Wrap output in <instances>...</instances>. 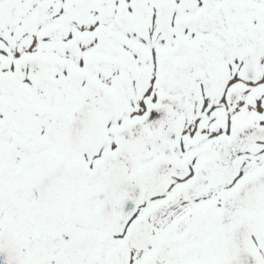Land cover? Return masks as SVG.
<instances>
[{
    "label": "snow or ice",
    "instance_id": "1",
    "mask_svg": "<svg viewBox=\"0 0 264 264\" xmlns=\"http://www.w3.org/2000/svg\"><path fill=\"white\" fill-rule=\"evenodd\" d=\"M0 264H264V0H0Z\"/></svg>",
    "mask_w": 264,
    "mask_h": 264
}]
</instances>
